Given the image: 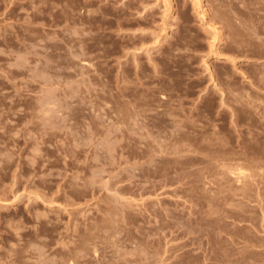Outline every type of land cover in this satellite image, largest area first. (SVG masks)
<instances>
[{"label": "rangeland", "instance_id": "1", "mask_svg": "<svg viewBox=\"0 0 264 264\" xmlns=\"http://www.w3.org/2000/svg\"><path fill=\"white\" fill-rule=\"evenodd\" d=\"M202 2L0 0V264H264V0Z\"/></svg>", "mask_w": 264, "mask_h": 264}, {"label": "bare ground", "instance_id": "2", "mask_svg": "<svg viewBox=\"0 0 264 264\" xmlns=\"http://www.w3.org/2000/svg\"><path fill=\"white\" fill-rule=\"evenodd\" d=\"M168 1H169V0H168ZM193 1H194L195 4L198 6V9H200V12H199V13L203 16V18H205V16H206V10H205V8H204V6H203V4H202V3H203L202 0H193ZM166 2H167V1H166ZM169 3H170V2H169ZM168 5H169V4H168ZM210 27H211V26H210ZM213 27H214V26H212V29L214 30V32H216V33L219 34L220 32H217V31H218L217 28H215V27L213 28ZM216 33H215V34H216ZM68 69H69V68H68ZM74 69H75V68H74ZM76 71H77V70H76ZM39 102H40V101H39ZM119 103H120V102H119ZM135 105H136V104H135ZM134 107H135V110L138 108V107L136 108V106H134ZM134 107H133V108H134ZM158 109H159V108H158ZM162 109H163V108H162ZM162 109L158 110L157 115H159V120H160V121H166L167 118H165V114H167V113H166L165 110L162 111ZM137 110H138V109H137ZM74 111H75V110H74ZM110 111H112V110H110ZM145 111H146V110H145ZM148 111H149V110H148ZM114 112H115V113H113V114H115V115H113V114L111 113V116H112V115L115 116V117H114L115 119L120 120L121 118H123V117H121V115H120L121 112H119V111L117 112L116 110H115ZM133 112L135 113V111H133ZM136 112H137V111H136ZM168 112H169V111H168ZM138 113H139V112H138ZM136 114H137V113H136ZM136 114H135V115H136ZM160 114L163 115L164 117H161V118H160ZM172 114H173V113H172ZM124 115H125V114H124ZM124 115H123V116H124ZM109 117H110V116H109ZM157 118H158V116H157ZM157 118H156V119H157ZM169 120H170V119H168V121H169ZM173 120H174V119H173ZM170 121H171V120H170ZM240 157H241V156H240ZM243 162H244V161H243ZM234 163H235V162H234ZM257 163H258V162H257ZM258 164H259V163H258ZM245 165H246V164H245ZM240 168H241V167H240ZM242 169H243V168H242ZM232 170H233V169H232ZM241 171H242V170H241ZM233 172H234V171H233ZM237 175H238V174H237ZM237 175H236V176H237ZM243 175H244V174H243ZM238 180H239V179H238ZM96 250H97V249H96ZM95 252H96V251H95ZM132 254H133V253H132ZM126 259H127V257H126ZM129 259H130V258H129ZM129 259H128V260H129ZM139 261H140V260H139ZM72 262H73V261H72ZM122 264H123V263H122Z\"/></svg>", "mask_w": 264, "mask_h": 264}]
</instances>
